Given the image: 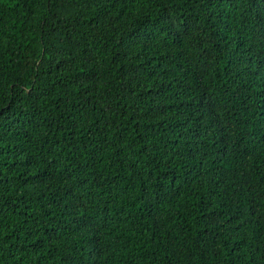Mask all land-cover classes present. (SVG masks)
I'll list each match as a JSON object with an SVG mask.
<instances>
[{"label":"trees","instance_id":"16d2710c","mask_svg":"<svg viewBox=\"0 0 264 264\" xmlns=\"http://www.w3.org/2000/svg\"><path fill=\"white\" fill-rule=\"evenodd\" d=\"M0 264H264V0H0Z\"/></svg>","mask_w":264,"mask_h":264}]
</instances>
